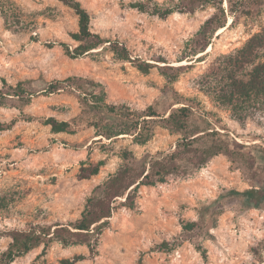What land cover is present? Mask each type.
<instances>
[{
	"label": "rangeland",
	"instance_id": "rangeland-1",
	"mask_svg": "<svg viewBox=\"0 0 264 264\" xmlns=\"http://www.w3.org/2000/svg\"><path fill=\"white\" fill-rule=\"evenodd\" d=\"M78 1L92 15L93 31L123 42L132 58L156 66L143 73L101 48L72 58L61 45L68 43L70 49L76 45L70 35L78 29V16L72 8L60 0H0V87L4 78L12 84L26 81L40 90L26 105L0 106V121L15 119L10 129L0 130L1 229L74 219L92 189L117 169L121 149L141 156L175 146L179 136L159 125L144 145L133 142L131 136L98 140L85 122L75 133L54 132L45 123L47 118L73 122L81 114V106L76 94L64 88L41 91L50 82L71 75L103 82L108 101L124 100L141 109L152 105L161 114L178 106L176 101L187 102L211 126L236 141L264 147V103L249 108L239 119L204 83V74L215 58L233 53L260 29L264 7L258 17H241L233 25H228L229 15L225 29L216 30L211 38L210 50L178 61L186 41L215 11L213 6L163 19L129 7L130 2L146 0ZM154 1L160 5L177 2ZM157 55L165 57L167 64L189 66L169 80L160 68L165 63L154 60ZM254 150L259 163V150ZM97 161H103L99 173L82 178L81 167ZM252 183L239 160L220 154L205 166L189 167L185 174L142 187L141 211H115L111 229L101 236L94 256L75 264H259L254 249L264 239V208L248 206L235 192ZM207 206L215 209L214 226L203 232L184 230L182 223L197 220ZM9 240L0 237V251ZM163 240H175L179 245L170 251L159 250L157 244ZM88 252L86 245L62 247L53 242L46 248L31 249L10 264H62L63 259Z\"/></svg>",
	"mask_w": 264,
	"mask_h": 264
},
{
	"label": "trees",
	"instance_id": "trees-1",
	"mask_svg": "<svg viewBox=\"0 0 264 264\" xmlns=\"http://www.w3.org/2000/svg\"><path fill=\"white\" fill-rule=\"evenodd\" d=\"M73 9L78 16V29L71 33L76 45L61 43L72 57H81L89 51L101 48L111 51L119 60L131 62L139 71L147 73L156 66L154 63L132 58L127 46L118 40H109L92 30L90 12L78 0H60ZM213 6L215 11L200 25L193 36L186 41L180 60L203 52L211 43L216 30L225 27L228 16L233 25L241 17H258L264 7V0H177L173 5H160L154 0L130 2L129 7L148 12L158 18H166L172 13H194L197 9ZM155 61L163 62L161 72L174 79L187 65H170L165 57L157 55ZM205 84L211 88L215 99L228 106L239 118L249 108L264 103V22L260 29L252 33L233 53L215 58L204 74ZM65 89L78 97L81 114L73 122L49 117L45 123L54 132L75 133L77 127L85 122L92 127L95 137L114 139L131 136L140 145L148 142L156 125L178 135L171 150L145 152L137 156L132 150L123 148L118 156L121 163L114 172L97 184L87 196L80 215L66 222H38L24 228L1 229L0 237H9L7 246L0 251V264H10L16 257L43 245L48 247L57 242L62 247L86 245L88 253H79L71 259H63L62 264H75L92 258L97 252L101 236L111 229V217L120 208L140 212L141 188L165 182L171 176L185 174L189 167L205 166L213 157L223 154L230 159L239 160L248 170L252 180L251 187L236 192L248 204L264 208V147L236 141L226 132L211 126L205 115L183 101L161 114L152 105L144 108L133 107L126 101H108L105 84L91 77L71 75L50 82L44 91L55 92ZM40 90L34 89L26 81L9 83L1 78L0 106L26 105ZM40 92V93H41ZM15 119L0 121V130L12 127ZM225 129L224 127H222ZM258 148L260 162L256 153ZM103 161L91 162L81 167V177L90 178L99 173ZM262 171V173L260 172ZM262 176V177H261ZM258 183V184H257ZM215 209L207 206L200 212L197 220L182 223L184 230L207 231L214 226ZM176 241H161L157 248L170 251L178 246ZM202 253L205 250L199 246ZM259 264H264V239L254 249ZM254 264V263H252Z\"/></svg>",
	"mask_w": 264,
	"mask_h": 264
},
{
	"label": "bare ground",
	"instance_id": "bare-ground-1",
	"mask_svg": "<svg viewBox=\"0 0 264 264\" xmlns=\"http://www.w3.org/2000/svg\"><path fill=\"white\" fill-rule=\"evenodd\" d=\"M224 29H225V27H221V28L218 29V32H220V31H222V30H224ZM210 48H211V46H208V47H207V50H210ZM201 53H202V52H201Z\"/></svg>",
	"mask_w": 264,
	"mask_h": 264
}]
</instances>
